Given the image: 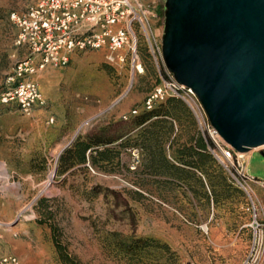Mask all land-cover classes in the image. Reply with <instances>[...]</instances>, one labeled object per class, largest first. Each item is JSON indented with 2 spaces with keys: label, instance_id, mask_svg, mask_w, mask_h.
Masks as SVG:
<instances>
[{
  "label": "rangeland",
  "instance_id": "obj_1",
  "mask_svg": "<svg viewBox=\"0 0 264 264\" xmlns=\"http://www.w3.org/2000/svg\"><path fill=\"white\" fill-rule=\"evenodd\" d=\"M24 1L0 0V95L16 60L9 15ZM140 53L145 69L133 77L127 61L111 64L104 50L74 53L66 67L46 68L35 80L47 105L30 115L0 96V256L15 254L21 264H242L251 241L246 193L220 163L216 170L206 163L208 177L194 170L189 180L153 170L154 146L141 148V126L122 118L133 108L143 112L144 96L163 75L143 41ZM173 98L189 113L171 122L176 148L201 133L186 102ZM91 133L117 139L107 144L118 151L111 162L58 171L60 154ZM167 141L166 156L181 165ZM259 150L264 146L246 160L259 179L251 184L257 207L264 205Z\"/></svg>",
  "mask_w": 264,
  "mask_h": 264
},
{
  "label": "built area",
  "instance_id": "obj_2",
  "mask_svg": "<svg viewBox=\"0 0 264 264\" xmlns=\"http://www.w3.org/2000/svg\"><path fill=\"white\" fill-rule=\"evenodd\" d=\"M9 18L16 29L12 53L16 60L0 96L4 103L15 102L25 115L47 105L35 80L39 72L49 67H66L74 53L104 50L111 64L121 66L127 61L133 77L145 69L139 50L143 41L151 61L163 69L160 82L144 96L143 109L150 110L167 97L186 102L207 151L247 195L245 210L250 215L251 241L242 264L264 262V205L257 207L251 186L259 179L248 173L244 154L227 146L212 131L193 90L178 83L167 69L161 44L163 18L154 0H30L22 11L11 12ZM136 113L137 109L133 108L122 118L127 120ZM52 120V117L48 119ZM0 264L21 262L17 255L5 254L0 256Z\"/></svg>",
  "mask_w": 264,
  "mask_h": 264
},
{
  "label": "water",
  "instance_id": "obj_3",
  "mask_svg": "<svg viewBox=\"0 0 264 264\" xmlns=\"http://www.w3.org/2000/svg\"><path fill=\"white\" fill-rule=\"evenodd\" d=\"M162 13L164 63L215 135L241 155L263 146L264 0H163Z\"/></svg>",
  "mask_w": 264,
  "mask_h": 264
},
{
  "label": "trees",
  "instance_id": "obj_4",
  "mask_svg": "<svg viewBox=\"0 0 264 264\" xmlns=\"http://www.w3.org/2000/svg\"><path fill=\"white\" fill-rule=\"evenodd\" d=\"M160 16H163L162 7L158 9ZM142 43V42H141ZM141 47V44H140ZM139 47V50H140ZM187 114L181 101L169 97L164 102L156 104L152 109L131 115L132 122L136 126H141L138 136L141 138L140 147L148 149L154 146L151 151L149 165L153 170L166 172L168 175L186 180L195 177L194 170L204 172L207 177V167L217 169L219 162L207 151L206 142L202 136H190L187 143L174 147V137L170 139L172 121H181ZM152 118V119H151ZM168 140V149L173 159L178 163H173L166 156L163 149L164 140ZM117 140L116 138H105L103 134L91 133L83 137H77L70 147L66 148L59 156L58 171H65L75 165L89 162L93 166L102 168L108 164L117 154L115 147L107 146ZM126 144V142L124 143ZM120 146L123 143H119ZM209 164V166L206 165ZM207 166V167H206Z\"/></svg>",
  "mask_w": 264,
  "mask_h": 264
},
{
  "label": "crops",
  "instance_id": "obj_5",
  "mask_svg": "<svg viewBox=\"0 0 264 264\" xmlns=\"http://www.w3.org/2000/svg\"><path fill=\"white\" fill-rule=\"evenodd\" d=\"M29 1H30V0H25L24 2H25V3H28ZM20 3H21V1H20ZM40 90H41V89H40ZM42 93H43V92H42ZM44 96H45V95H44ZM46 99H47V96H46ZM49 118H50V115L47 116V120H48ZM52 118H53V117H52ZM52 121H53V120H52ZM52 121H51V122H52ZM48 123H50V122L48 121Z\"/></svg>",
  "mask_w": 264,
  "mask_h": 264
},
{
  "label": "bare ground",
  "instance_id": "obj_6",
  "mask_svg": "<svg viewBox=\"0 0 264 264\" xmlns=\"http://www.w3.org/2000/svg\"><path fill=\"white\" fill-rule=\"evenodd\" d=\"M264 146V145H263ZM262 147V146H261ZM258 148V147H257ZM249 153V152H248ZM248 153H245L244 154V159L247 160V157H248Z\"/></svg>",
  "mask_w": 264,
  "mask_h": 264
},
{
  "label": "flooded vegetation",
  "instance_id": "obj_7",
  "mask_svg": "<svg viewBox=\"0 0 264 264\" xmlns=\"http://www.w3.org/2000/svg\"><path fill=\"white\" fill-rule=\"evenodd\" d=\"M264 157V156H263Z\"/></svg>",
  "mask_w": 264,
  "mask_h": 264
}]
</instances>
